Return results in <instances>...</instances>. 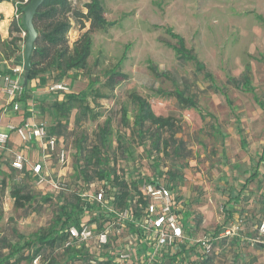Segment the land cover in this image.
<instances>
[{
    "label": "rangeland",
    "instance_id": "rangeland-1",
    "mask_svg": "<svg viewBox=\"0 0 264 264\" xmlns=\"http://www.w3.org/2000/svg\"><path fill=\"white\" fill-rule=\"evenodd\" d=\"M69 1L74 8H80L88 0ZM102 6L104 17L114 24L90 32L92 48L86 67L72 70L57 82L66 84L68 92L84 96L92 108L90 116L77 128L73 125L76 110L70 114L63 134L68 163L67 168L61 167V174L65 172L72 189L75 182H80L76 161L85 164L84 158L89 155L85 144L95 141L98 127L109 118L106 153L115 174L136 184L151 176L161 178L172 188L182 213H187L190 241L180 245L166 264H199L202 255L195 241L233 221V211L242 215L246 210L247 225L242 238L216 245L213 264H264V246H257L259 241L264 242V235L257 231L264 221L262 173L247 183V195L240 194L245 179L264 156V115L251 94L228 86L227 102L213 88L224 85L228 75L238 76L249 64L251 83L257 95L264 98V0H103ZM88 26L87 22L83 29L78 24L71 29L78 32V38ZM170 32L181 35L211 72L213 82L196 71L192 61L178 59V49L173 48L178 46L177 40ZM68 41L72 46L74 41L69 34ZM2 50L0 46V58ZM113 68L125 77L117 76L110 85L108 76ZM56 73L49 79L53 83ZM35 87L41 88L33 93L35 119L50 125L47 106L53 101V93L49 95L48 85L42 86L39 81ZM175 88L195 98L213 117L202 119L194 109L181 107L173 96L159 93ZM133 92L149 102L156 115L174 120L176 143L167 146L162 140L161 148L167 147L159 153L149 143L141 144L131 123L137 110L130 97ZM42 105L44 111L40 109ZM124 112L126 123L122 120ZM168 135L169 131L163 133V137ZM82 137L84 141L78 148L76 143ZM175 144L180 145L179 154L173 150ZM3 168L0 167V180L5 181V185L0 181V250L6 254L9 245L22 243L20 236L31 238L44 231L57 214L54 202L64 199L54 194L55 201L42 202L37 195L23 207L15 206L10 191L16 183ZM168 171L176 174L174 179ZM30 181L23 183L35 194L37 190ZM94 187L97 183L91 185V189ZM91 217L83 216L81 221ZM26 253L23 249L16 256ZM87 258L80 263L87 262ZM19 264H31V260L24 259ZM38 264L46 262L41 260Z\"/></svg>",
    "mask_w": 264,
    "mask_h": 264
},
{
    "label": "trees",
    "instance_id": "trees-1",
    "mask_svg": "<svg viewBox=\"0 0 264 264\" xmlns=\"http://www.w3.org/2000/svg\"><path fill=\"white\" fill-rule=\"evenodd\" d=\"M4 1L11 2L16 7L17 12L22 15V9L29 0H0V3ZM102 1L103 0H88L84 3L83 10L74 8L69 0H43L32 18L37 37L29 58L28 81L36 78L40 74H46L50 77L54 71H57L53 79V81H55L54 83H57L68 76L72 70H81L86 67L87 59L91 54L92 48L90 32L106 29L114 24L113 22L107 21L104 17ZM71 21H75L79 29L85 28V23H89L88 28L79 35L77 40L72 43V46L69 45L68 41V32L72 28ZM21 28L24 29L21 23V17L16 19L15 16L12 15L8 20V40L4 45L0 41V46L3 49L1 53L2 56L10 57L15 55L18 57L22 54L21 41L23 40L20 37ZM170 35L177 40L178 46L174 45L173 48L178 49V51H176L178 59L184 62L192 61L196 71H201L206 78L212 80L213 77L211 74L204 69L195 54H193L192 49L185 45L181 35L174 32H170ZM115 69L116 68H113L108 76L110 85L115 82L117 76L125 77ZM151 69L156 71L153 65ZM6 72L8 71H0V75ZM155 74L161 76L166 75L162 72H155ZM49 82L51 81L49 80ZM227 82L240 90L253 92L247 73L242 74L239 79L228 76ZM218 89L222 91V93H225L224 88ZM159 93L161 95L175 97L178 103L183 107L194 108L199 112L202 118L211 116V114L206 112L193 97L185 96L182 90L174 89L167 92L159 91ZM130 97L137 108L131 123L136 128V133L141 140V144L149 143L155 149L156 153H159L165 150L169 144L176 143L174 138V120L170 116L156 115L152 111L149 102L140 95L133 92ZM255 99L264 110V101H260L257 97ZM43 103L44 102H42V104ZM44 107L45 106L42 105L40 109L42 110ZM47 109L50 116V125L47 128L48 131L51 134L63 136L64 132L67 130L72 110H76L73 125L77 128L82 121H85L87 117L90 116L89 114L92 108L85 102L84 96L65 92L64 98L61 101L54 100L47 106ZM123 114L122 120L126 123L125 112ZM109 125L110 120L106 118L96 131L95 141L92 144H89V142L85 144L88 145L87 150L89 152V155L84 158L85 164L83 163L84 165H82V163L76 161V167H79L77 168L78 173L81 174L80 182L74 183L76 186L73 189L70 188L69 195L62 194V192L56 193L57 198L63 196V202L60 203L58 200L56 202L54 193H42L41 190L35 188L32 183V188L37 190L35 194L28 191V185L25 183H21V185L12 184L10 193L14 199L15 206L23 207L25 203L34 201L37 195H39L40 201L42 202L55 201L57 214L44 231L34 234L31 238L24 239L20 236L22 243L9 245L10 249L6 254L1 253L0 250V264H19L24 259L31 260L35 255H40L41 260H44L46 264L80 263V260L87 258L86 254L77 250L63 249L58 252L55 251L61 246L64 237L62 230L68 224L75 223L78 220L81 209L80 206L82 205L83 208L91 207L87 202L82 203L76 193L82 189V185L87 187L93 185V183L98 184L99 181L107 177H113V183L118 188L116 199L122 203L124 201L123 199H125L129 193V190L135 189L137 186L135 181H127L121 176L116 175L113 167L108 163L109 157L107 156L106 150L109 143ZM166 131H169L167 138L163 137V133ZM164 139L166 140L167 146L165 145L161 148V143ZM83 141L84 138H80L76 146L80 148ZM181 144L180 142V145ZM180 145H173L176 154H179ZM65 147L67 149V146ZM261 160L264 161V157H261ZM5 171L12 177L9 166H7ZM168 173L171 175V179H174L176 174L173 171H168ZM254 175L255 174L252 176ZM158 176H161V173H159ZM249 179H251V177H249ZM0 181L2 185H5L3 179ZM247 235L251 236L250 233ZM225 240H227V238L220 239L219 243L214 242L212 250L201 256L199 264H213L215 246H218L220 242ZM263 244L264 242L261 240L258 242L257 246L263 247ZM23 249H26L27 253L25 255L20 254L16 256ZM57 256L60 257L61 260H58ZM83 264L88 263L85 262ZM97 264L108 263L103 261Z\"/></svg>",
    "mask_w": 264,
    "mask_h": 264
},
{
    "label": "built area",
    "instance_id": "built-area-1",
    "mask_svg": "<svg viewBox=\"0 0 264 264\" xmlns=\"http://www.w3.org/2000/svg\"><path fill=\"white\" fill-rule=\"evenodd\" d=\"M15 7V6H14ZM16 19L21 15L15 7ZM26 31L20 29L22 62L12 66L2 78L1 90L6 98L5 111L20 109L26 93L23 83V48ZM50 92L65 93L68 87L64 83H51ZM48 126L30 118L22 119L18 124L9 123L6 130L0 127V150H8L11 134H15L24 143L39 144L42 161H31L20 151H12V158L7 162L11 169L12 180L23 183L30 177L35 187L49 186L55 193L69 192L70 186L64 178L44 173L46 158L55 154L60 164H65L66 148L59 145V138L48 131ZM33 177V178H32ZM113 178V177H112ZM107 177L98 182L97 187L82 185L76 194L82 201L91 205L80 206V214L75 223L68 224L63 230V249L81 251L88 257V264L105 261L108 264H162L166 255L172 256L184 241L188 240L184 225L179 217L172 190L156 176H151L130 189L121 203L116 199L117 186ZM53 193V192H52ZM91 215L90 220L81 221L83 216ZM242 219L233 220L228 226L210 234L201 235L195 241L201 255L212 250L213 243L222 238L240 236ZM258 232L264 234V221L258 226ZM40 255L31 259V264H38Z\"/></svg>",
    "mask_w": 264,
    "mask_h": 264
},
{
    "label": "crops",
    "instance_id": "crops-1",
    "mask_svg": "<svg viewBox=\"0 0 264 264\" xmlns=\"http://www.w3.org/2000/svg\"><path fill=\"white\" fill-rule=\"evenodd\" d=\"M83 5L84 4L81 3L79 5V7H80V9L84 10ZM14 9H15V7H14V5L11 2L4 1V2L0 3V41L2 42L3 45L8 40V20L14 14ZM71 24H72L73 28L76 25L75 21H71ZM71 32H73L72 36L70 35ZM77 33H78L77 31H74L73 29H70L69 32H68L69 39L71 41H74V39H76L77 36H78ZM192 51H193V49H192ZM193 54H195V56L197 57L196 53L193 52ZM197 59L199 60L198 57H197ZM21 62H22V54L20 56H18V57H16L15 55L14 56H10V57L1 56V58H0V70L1 71H8L12 66L17 65V64L19 65V64H21ZM199 62L202 64L204 69L211 74V72L205 67L204 63L201 62V60H199ZM198 72H201V71H198ZM244 73H247L248 76H249L250 85H251V87L253 89V92L240 90V89L234 87L232 84H229L227 82V77L228 76H232V75H228L226 77L224 85H222V86L213 85L214 91L220 93L225 98V100L227 102L229 101L228 100V94H227V91H228V88H229L228 86H231L232 88H234V89H236L238 91H241V92H244V93H249V94L252 95L255 103L259 106V108L262 110V113L264 115V110L261 108V106L258 104V102L255 99L257 97L260 101H264V98L261 99L257 95V93H256V91H255V89H254V87H253V85L251 83L250 66H249V64L245 65L243 71L238 76H233V77L239 79L241 77V75L244 74ZM1 76L2 75H0V79H1V84H0V127H1V129L2 130H6L7 124H9V123L18 124L22 119L27 118V117L30 118L31 120L32 119L37 120V119H35V117L37 116L36 115V108H35L36 101H34L35 98H34L33 93H35L36 90H39L41 88L35 87L36 86V82L39 81V83L42 86H44L46 84L49 85L51 83V82H49L50 77H48L46 74H40L36 78L31 79L30 81H28V79H27L26 80V85H25L27 87V91H26V94L24 95L25 100H24V97H23V100H22V102L20 104V109L18 111H13L10 108H7L5 111H3L2 109L6 107V98H5V96H4V94L2 93V90H1V86H2V78H1ZM203 76H204V74H203ZM211 76H212V74H211ZM210 81L213 82V79L210 80ZM218 88H224V90H225L224 92L225 93H222V91H219ZM175 89H177V88H175ZM178 90H180V89H178ZM48 93H50L49 95H51V93H53L51 95L53 97V101L54 100L61 101L64 98V93H57V92H50V91ZM66 93H71V92L67 91ZM45 96L46 95H44L42 98H45ZM185 96H187V95H185ZM188 97H191V96H188ZM181 107H183V106H181ZM183 108H186V107H183ZM188 109H194V108H188ZM195 111L199 114V112L197 110H195ZM200 117H201V115H200ZM208 117H213V116H208ZM202 119H204V118H202ZM47 126H49V125H47ZM237 132H238L239 135L241 134V128L240 127H238ZM56 136H58V138H59V145H62V146L65 147L66 145H65L63 136H59V135H56ZM240 138L242 140V137H240ZM9 147H10V149H8V150H0V167L2 166V168H3V165L5 164L6 167L3 168L4 171H5V169H7V162L9 163V161L12 158V152L10 150L22 152L31 161H35V162L38 161L39 162V161H42V159H43L41 154H40V147H39L38 143H35V142L24 143V142H22L20 140V138L18 136H16L13 133L11 134ZM173 150H174V148H173ZM66 151H67V149H66ZM67 154H68V152H67ZM261 157H264V156H261ZM261 157L256 162L254 172L249 174L248 177L244 181V184H243V185H245V186H243L244 190H242L241 193H240L242 196L248 194L247 190H246L247 189V183L252 181L253 179H255L258 176V174L262 173V175H263L264 168H263L262 172H261L260 169H261V166L264 167V161L261 160ZM46 160H47V162L45 163V167H43L44 168L43 169L44 173L49 174V175L54 176V177L55 176H59L60 178H64L65 179V176H64L65 172L63 174H61L62 173L61 172V167L62 166H66V168H67L68 159L66 158L65 164H63V165L58 162L57 157L55 156V154L47 157ZM253 174H255V175L252 176ZM249 177H251V179H249ZM26 179L30 180V177L29 178L27 177ZM161 181H162V179H161ZM165 184L172 190V188L167 183H165ZM34 187H35V185H34ZM35 188L40 189L42 193H46V192L52 193L53 192L54 194H56L49 186H46V185L45 186H40V187H35ZM173 196H174L175 205H177L176 207H177V210H178V213H179V217H180V219H181V221H182V223L184 225V232L187 235L188 232L191 229V226H190V224L188 222L189 220L187 219V217H188L187 213L186 214L182 213L183 211L179 207V200H177V197L174 194H173ZM227 215L230 216V213H227ZM246 215H248L247 214V210L242 215L235 214V212L233 211V216L231 217L234 220L237 219V218H241L242 219V230H241V232H244V229H245V227L247 225L246 217H245ZM227 222H226V224H224V226H228L232 221H230V222L227 221ZM221 228H222V226H220L218 229H215V230L219 231ZM262 235H264V234H262ZM241 238L242 237H241V234H240V236H238L236 238H233V239L237 241L238 239H241ZM189 241H190V239L188 238V240L184 241L182 244H185V243H187ZM219 241L220 240H217L216 242L219 243ZM179 248H180V245L177 247V249H179ZM173 256H174V254L172 256L166 255L165 258L163 259V263L162 264H166L169 260H172Z\"/></svg>",
    "mask_w": 264,
    "mask_h": 264
},
{
    "label": "water",
    "instance_id": "water-1",
    "mask_svg": "<svg viewBox=\"0 0 264 264\" xmlns=\"http://www.w3.org/2000/svg\"><path fill=\"white\" fill-rule=\"evenodd\" d=\"M43 0H29L22 9L21 23L26 31L23 48V83L26 85V80L29 70V58L34 48V43L37 37V32L33 26L32 18L38 7L42 4Z\"/></svg>",
    "mask_w": 264,
    "mask_h": 264
}]
</instances>
